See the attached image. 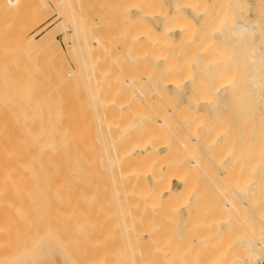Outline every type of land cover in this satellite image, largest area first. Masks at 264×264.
<instances>
[{
    "label": "bare ground",
    "instance_id": "1",
    "mask_svg": "<svg viewBox=\"0 0 264 264\" xmlns=\"http://www.w3.org/2000/svg\"><path fill=\"white\" fill-rule=\"evenodd\" d=\"M13 1L8 0L11 4L14 3ZM137 1V4L141 6L139 8L137 7L139 11H141L140 8H148V6L149 10H151L152 5L153 7L155 6V9L157 6L160 9L165 2V0ZM221 1L222 3L220 5L218 4L219 7H216L218 12L215 11L217 13L213 16L217 21L215 22L217 26L214 28L216 29L214 31L216 35H213L214 38L211 39L216 42L222 36V43L225 48V51L222 48L223 53H225L222 54L226 57L229 55L226 62L231 61L233 63L232 66L234 65L233 67L237 70L235 71L238 75L236 72L235 75L237 77L235 78L232 76V73L228 75L227 71L230 67L229 69L226 67L228 70L226 68L224 69L226 71L225 76L220 73L215 78L218 79L213 80L212 78L213 82H210L209 85L204 84L205 81L203 82L202 80L203 86L198 90L199 94L195 98L193 93L195 92L194 94H196L197 89L161 90L166 87L168 88V86L175 88V79L171 80L172 83L170 81L166 83L168 82L170 74L173 75L170 79L175 77L173 72L178 69L172 62L170 63L171 59L175 56L173 55L171 59L169 57L171 52L173 54L179 53L178 48L180 45L178 46V42L175 41L177 44L175 43L176 45L172 48L171 38L175 32L181 34L180 38L187 39L190 37H187V35L184 36L185 34L183 32L192 25V18L187 14L186 10L194 13V9H196L194 8V0H172L171 13L165 16L162 14L163 12H157L158 19L152 15L153 12H149L147 9V12H145L144 9L139 12L138 20L131 21L135 22L132 23L134 25L137 23L132 27L139 30L135 34L134 31L133 34H130L131 31H125L126 29L124 30V28L126 26L124 27V24L120 23L122 22L121 20L118 22L115 18L114 22L117 21L123 27L120 24L121 28L117 27L119 25L116 23L106 28L103 20H100L102 17L98 18L94 17V15L92 19L94 24L99 22L98 25L102 27L100 28L98 25H94L98 26L102 31L100 34L102 39H97L100 29L96 27L95 29L97 31L99 30L97 32L98 36L95 38L97 34L95 33L93 35L94 37H92V34L96 30L94 32L91 30L93 32L92 34L88 30L91 27L93 29L94 26L86 25L88 19L85 22L81 18H78V20L81 19L79 21L80 24H73L74 26H71V36L74 38L69 35L71 41L64 40L65 43H63L65 45V53L68 54L67 56L71 58L76 56L74 58H79L78 60L76 59L78 63L75 64L77 65L68 72H61L59 71L61 69H58L60 66L56 67V65H60L59 62L64 51L57 44L50 30L46 33H41L42 35L39 37L38 34L40 32L35 33L34 36H37V39L36 37L35 39L34 37L31 38V50L34 52L38 51V53L39 51L43 52L47 56H53L52 58L54 60H50L53 61L54 66L52 62L49 68L46 66L48 72L46 73L47 70L45 69L46 74L41 75V81H38L36 74L35 77L37 80L34 79L35 77H31L33 81L30 83L33 85L30 89L32 91L29 92L30 97L25 92V95L28 96L25 99V103L29 98L28 101L30 100L31 102L29 101L28 103L31 104V109L27 106L28 103H26L23 115L24 113L30 112L25 109L28 107L29 110H32V113L35 111L36 115H33L38 116L36 119L31 113H28L30 114V119L33 117V120L40 121L37 124H34L36 122L33 121L34 123L29 129H21V131L24 129L28 135L27 142L29 146L27 145L25 147L27 152H25L26 149H24V153L23 149L20 152L17 147L16 151L18 150L19 153H13L12 151V154L8 152V155H0V206H7L10 211V206L11 208L13 205L21 207V204H23L27 209L24 206L22 210L21 208L18 209L21 212L23 210L24 212L26 211L25 215L24 212L22 213L26 218L18 217L21 220L23 218L24 221L29 220L30 223H32L33 219L37 222L34 227L35 233L33 236L37 231L40 241V243L38 242L39 244H42V246H45V244L54 246L59 263L256 264L257 261L260 262L264 259V0H253L252 3L244 0V12L233 21L232 25H229L228 20L231 17H229V8H232L231 3L235 5L234 0L233 2L230 1L231 3L229 0ZM242 1L239 0L241 4ZM117 2L119 3L120 1ZM55 3L60 7L64 4V7L67 0H55ZM131 3L134 4V2ZM82 7L84 8V6H81V9H83ZM41 8L37 9L39 10ZM102 8H104V5ZM206 9L209 12L208 7ZM60 10L63 9L60 8ZM106 11L105 14H107ZM81 12L84 13L86 11L84 10L83 12L80 10V15L82 14ZM91 12L90 14H92ZM100 12L102 14V11ZM200 13H203L202 10ZM197 14H199L198 11ZM202 17L204 18V15ZM66 18L69 19V17ZM112 18L114 20V15ZM112 18H110L111 21ZM203 18L198 23L199 25H202L201 23L205 19ZM150 20L160 21L161 28L159 31H156L149 23L151 22ZM211 27L212 25H210ZM208 31L210 32V30ZM89 36L94 38L91 43H88V39L86 40V37ZM207 36L208 34L206 33L203 36L204 38L206 37V41L204 42V38H202L201 41L204 43L201 42L197 48L198 50L201 49L200 54H198L199 58L201 54L208 55L209 62L212 58V60H215V57H213L215 55L209 52L212 55L211 58L207 54V51L210 49L206 50L208 45L206 47L205 45L210 44V36L212 35ZM190 44L189 41L187 45ZM175 46H178V48ZM200 46L202 48H199ZM219 47L218 49L221 50ZM174 48L175 51L178 49L175 53ZM185 48L187 47L185 46ZM191 48L193 49L194 47ZM187 49L186 51L181 50V56L182 54L184 56L186 55L188 60V57L193 54L196 48L192 51H190V48ZM187 51L190 52L188 53ZM95 54H98V57ZM187 54H189L188 57ZM218 54L222 57L221 53ZM99 55L101 58H99ZM175 55L177 57V54ZM59 56L60 59L56 58L59 61L57 64L55 57ZM93 56L97 57V59L99 58V60L101 59V62H103V57L109 59L115 65L116 72L123 70L125 67L123 65L126 63L130 64L133 68L132 65L137 64L136 61L143 63L145 58L150 60V57L153 59L151 61L156 63L155 65H157L160 71L156 74L153 70L155 73H153L155 81L151 84V88L147 86L150 88L149 91L153 94L154 99V101L152 100V104L150 101L152 105V110L150 111H152V114H149H151L152 120H149L150 116L148 114L145 113L146 115H143L145 117V119L143 118L145 123H147V118V121L151 122L150 125L149 122L147 123V127L149 129L150 127L153 128L150 131L152 134L151 136L148 135L149 137L145 139L144 136H147L146 133L145 135L141 134L144 133L142 131L139 134L137 133L140 139L144 138V140L142 139L140 141L138 139L141 144L135 146L136 148L130 154H127L128 152H125L126 154H120L124 151L120 146L116 148L118 151L122 150V152L120 151L119 154H116L118 152L115 153L117 150L113 147L114 144H111L113 140H111L110 145H107L110 146L111 150L106 148V150L111 152H105V148L103 149L102 146L106 142L107 137L104 140L102 136L104 138V135L106 136L110 133L114 135V132H117V129L120 128L118 125L115 131L114 126L116 127L119 122L121 126L126 123V120H130V122L132 120L133 122L134 119H131L130 114L134 115L132 108L136 109L134 106L137 103H133L132 101L135 100H132V98H137V95L141 96L144 95V91L145 93L149 91H147L148 89H146L145 84H143L145 88L141 85L139 86L140 89L142 87L143 92H139L138 88L134 90L136 87L133 86L137 81L133 78L135 74L132 76V74L129 75L125 72L128 71V68L124 69L125 71L123 70L129 75L127 78L125 77L126 74L124 75V72H121L124 78H126L124 82L121 83L118 80L119 78H116L118 75H114L115 77L113 78L115 79L111 78V80L113 79L112 82L116 80V83L120 82L123 84L122 86L120 84V87L124 85L126 87L131 86L133 90H125L128 88L123 90L120 88L121 90H119L118 83L116 87L113 85L116 84L115 82L111 83V85H108L107 82V85L111 86L110 89H107L105 87L107 85L104 84L106 83L104 80L105 76H102L104 74L101 72L102 75H99L100 78L96 73L90 75V78L93 76V80L89 78L90 83L88 84L86 80L89 74L87 75V73L89 72L88 70L92 71L91 67H93V64H91V67H88L84 61H88ZM208 57L206 56L205 59ZM84 58L87 60H84ZM62 59L64 58L62 57ZM124 61L126 62L125 64H123ZM222 61L225 60L222 59ZM145 64H138L137 66L144 68ZM215 64L214 62H210L208 65L214 67L216 66ZM200 65L198 64L199 67ZM65 66L67 67V65ZM212 66L209 67L214 70ZM34 67H36V64H34ZM145 67L147 66L145 65ZM39 68L36 69L37 73H39ZM104 68L107 69L106 65ZM143 68L140 71L144 72ZM180 68L182 69V67ZM32 69L31 74H34L36 70L34 68ZM136 69L131 70L136 71ZM149 70L145 71L148 72ZM172 70L173 72L171 73L170 71ZM116 72L114 71V73ZM167 72H170V74L168 75ZM184 72L190 74L189 71ZM119 73L117 72V74ZM166 73L168 75L166 77L167 81H165L166 79H162ZM39 74L37 76L40 78ZM140 74L139 78L136 79L142 78L140 80L143 83H148V80H150L148 79V77L150 78L149 73V76L145 75V73ZM181 75H183L182 72ZM208 76H210L209 73ZM101 77L104 78H102L104 80L103 82ZM118 77L123 80V76L119 75ZM35 80L38 83L40 82V84H37ZM151 80L153 81V79ZM196 80L198 81V79ZM173 81L175 82L173 83ZM180 81L182 80L180 79ZM137 83L139 85V82ZM211 83H214V85ZM177 84H179L178 81ZM82 87L86 88L81 90ZM191 89H193L192 86ZM38 90H41V92H38ZM150 92L148 94H151ZM129 93L131 95H128ZM133 93L134 95L138 94L135 97ZM140 93L142 94L140 95ZM190 93H192L194 99L191 98L192 100L189 103L194 106V109L213 108L215 106L211 111L213 117L211 124H207L202 119L198 120L202 116H198L196 119L194 110H190L188 105H184L182 103L183 101L181 102ZM146 97L148 96L146 95ZM141 98L143 99V96ZM187 99L189 98L187 97ZM148 100L147 102H149ZM132 103L136 104L132 107ZM150 104L149 106L151 107ZM20 111L18 112L20 113ZM128 114L130 118L126 116ZM135 115L132 118H135ZM138 115L141 116L142 113ZM231 117H234V120L232 119L233 121H231ZM24 118L26 120V117ZM137 118L139 120L141 119L138 116L135 119L137 120ZM121 119H124L122 121L125 122L120 121ZM18 120H16V123H20ZM136 120L132 126L130 125L131 123L129 124L131 126L130 128L128 123H126L127 127H124L125 125L123 126V129L128 128V131L125 129L124 131L121 128L123 133L126 132L124 133V135L126 134L125 136L129 134L128 137L130 136V139L134 138L133 144L136 143L137 139L135 137H138V135L135 133L137 136H133V133L129 129L136 126L137 132V127L142 128L139 126L142 123L138 124ZM134 123H137L138 126ZM111 125H113V128L110 127ZM14 127L19 130V126L16 125ZM94 127H96L98 132V136L95 138L96 143H99L100 140L103 141L99 143L102 145L101 147L98 145V148L100 147L103 152L101 151L98 154L93 153ZM109 127L113 129L112 131L110 129V133ZM121 129L119 132L122 131ZM133 130L135 132L134 128ZM123 133H120V136L117 137H120L119 139H114L127 143L126 147L128 148L129 139H125L126 137H124L125 140L121 138ZM99 134L101 135L99 136ZM112 134L108 136H111L113 139ZM111 137L108 138L111 139ZM217 141L221 142L220 148L222 150L216 146ZM129 142L131 146V141ZM254 142H256L255 146H253ZM117 143L116 146L118 145ZM216 147L217 150L222 151L220 155H216L219 154ZM249 148L251 149L248 157L246 156V149ZM28 149L30 152H28ZM132 149L133 147L128 151L130 152ZM247 158L251 162L245 161ZM244 161L249 164L246 168L251 166L249 171L251 170L252 173L255 172L256 165L260 164L257 169L258 173H255V176L256 174L257 176H254V180L249 177L246 180L248 182L251 179L248 183L246 181L243 182V179L240 178L242 176H239L242 180L239 181L238 175L240 174L237 175V173L245 168L241 167L242 169H240ZM228 162L231 163L229 165L233 166V169L231 166V169H228L229 167L226 165L224 166ZM190 170L193 173L196 172L195 175L189 173ZM244 171L242 170L241 174H244ZM252 173L250 172L249 175ZM186 174H190L189 179L192 181L188 179ZM245 175L243 176L245 177ZM193 176L199 178L195 180ZM199 185L200 187H198ZM203 203L207 205L203 206ZM14 209L12 208V210ZM15 213L13 212V214ZM11 214L8 217L10 221L13 219L10 218ZM16 216L13 217L17 219ZM14 220L12 225H15ZM21 220L18 221L21 222ZM163 221L167 223L166 228L165 223L162 226L165 229L161 228L163 224H159V222L163 223ZM27 222L22 224H25L28 229L32 224L28 226ZM239 222H241L240 224H244L242 226H246L244 228L248 230L249 237L245 234L247 239L242 237L244 234L241 236L242 231H239L241 234L238 235L234 232L238 230V228L236 230L233 229L235 228L234 225L239 224ZM7 225H10V229L13 230L11 222L5 226L7 227ZM5 226L2 225L1 227ZM1 227L0 236H3L7 230L11 232L9 229L5 230L3 228L2 233ZM16 229H14V232ZM230 231L233 234H230ZM9 232L7 233L9 234ZM12 233L8 235L11 238ZM8 236H3V242L9 238ZM29 239L32 243H29L27 240L28 243L26 244H38L35 240ZM0 243H2V240ZM18 243L16 248L19 247V249L17 248V250L14 249L13 251H2V249L8 250L12 246L8 244L9 247H6V242L2 244L3 248H0V264H6L16 260L17 254H21V252H18L21 250V245L19 246ZM237 243H239V247H237ZM107 244L111 245L110 248ZM15 253L17 254L14 256ZM260 264H264V261Z\"/></svg>",
    "mask_w": 264,
    "mask_h": 264
},
{
    "label": "rangeland",
    "instance_id": "2",
    "mask_svg": "<svg viewBox=\"0 0 264 264\" xmlns=\"http://www.w3.org/2000/svg\"><path fill=\"white\" fill-rule=\"evenodd\" d=\"M78 1V2H77ZM113 1H114V3H113ZM117 1H120L119 3L117 2ZM137 1V0H136ZM135 0L133 1V0H67V3L65 4V8L63 7V5H62V7H60V6H58L56 3H55V0H14L12 3L13 4H11L10 2H8V0H0V155L2 154V155H8L9 153L10 154H12V151H13V153H19L18 152V150L16 151V148L18 147L19 148V150H20V152H21V150L23 149V153H24V149H26L25 147H27V145L29 146V143L27 142V133L25 132V130L24 129H29V128H31V126H32V124L34 123L33 121H35L36 123H34V124H37V122L39 121V120H36L37 119V117L38 116H35L36 114H35V111H34V113H32L31 111L32 110H29V108L31 109V104L30 103H28L29 101H28V99H27V102L26 103H28V109L27 108H25L26 110H28V111H30V112H28V113H31V115H33V114H35V115H33V117H35L36 119L35 120H33V117H32V119H30L31 117L29 116L30 114H28V113H24V115H23V112H25V110H24V107L26 106L25 104V99H26V97H28L29 96V92H31L32 90H30L31 88H32V85L33 84H31L30 82H32L33 81V79H31V77L33 78V77H35V74H36V77L38 78V81H41V75H43L44 73H45V71H46V73L48 72V69H47V67L46 66H48V68H49V66H51V62H52V64H53V66H54V63H53V61L52 60H54L52 57L53 56H51V55H48V56H50V57H48L47 55H45L43 52H40L39 51V53H38V51L36 52H34V51H32L31 50V48H30V46H31V38H33L34 37V39H35V37H36V39L40 36V35H42L43 33H46V32H48L49 30H50V33L51 34H53L54 35V38H55V40L57 41V44L60 46V48L64 51L63 53V55H62V57L64 58V59H62V57H61V59H62V61H61V59H60V56L59 57H55V59L56 58H59L60 59V62L58 61V59H56L55 61H56V63L58 64V62L60 63V65H56V67L58 66H60L58 69H61V70H59V71H70V70H72V68L74 67V66H76L77 64H75V63H78V61L76 62V59L78 60L79 58H74V57H76V56H74V57H69V56H67L68 54H66L65 53V45L63 44V43H65L64 42V40H68V41H71V37H73V36H71V34H72V28H71V26L73 27L74 25L73 24H78L79 23V21L82 19V20H92L94 17H102V19H100V20H103V23L105 24V26H106V28L107 27H110V26H113V25H115L116 23L118 24V22H120V20L122 21V22H120V23H122V24H124V30L125 31H131L130 32V34H133V31H134V34L135 33H137L139 30L138 29H136V28H132L133 26H135L134 24H132V23H135V22H131V21H135L137 18H138V15H139V12H141V11H143L144 9V11L145 12H147V10H149V6H148V8L146 7H143V8H140V10L141 11H139V7H141L139 4H137L138 3V1L136 2ZM195 2V4H194V8H196V9H194V13H192V12H188V10H186V12H187V14L192 18V20H191V22H192V25H191V27L190 28H186L185 29V31L183 32L185 35L184 36H186L187 35V37L188 36H190V37H188L187 39L186 38H180L181 37V34L180 33H177V32H175V33H173L172 34V38H171V41H172V44H173V46H172V48L174 47V45H176L177 43L176 42H178V46H179V48H178V46L176 47V48H178L179 49V53L177 52V53H175L178 49H176V51H175V48H174V53L175 54H177V57H176V55L175 54H173V52H171L170 53V57H169V59H171V57L174 55L175 57H173V59H171V61H170V63L172 62V64H174L175 66H177L178 67V69L177 70H179V71H177V70H174V72H173V70L172 71H170L171 73L173 72V74L175 75V77H173L172 79H170V77L171 76H173L172 74H170V72L168 73V75L170 74V76H169V79H168V82H166V83H169V81H170V83H172V81L171 80H173V79H175V81H173V83H174V86H175V88H173V86H172V88L170 87V86H168V88L166 89V88H164V89H161V90H183V88H184V90H196L197 89V91L198 90H200V88L203 86V82H204V84L206 83V84H208L209 85V83L210 82H213V80L216 78V77H218V75H220V73H221V75H224L225 74V68L226 67H228V69H229V67H230V69L228 70L227 68V74L228 75H231V73H232V76L235 78V77H237V75H238V73L236 72L237 70L235 69V67H233L232 66V64L233 63H231V61H227L226 62V60H227V58L229 57V55L226 57V56H224L223 54H225V53H223V51H222V48L224 49V51H225V48H224V45H223V43H222V36L220 37V39H217L216 40V42L214 41V40H212L214 37H213V35H216L215 34V32L214 31H216V29H214L217 25H216V23L215 22H217L215 19H214V14L215 13H217L218 11V4L220 5L221 3H222V1L221 0H194ZM202 1H204V2H202ZM233 2V0H229V2ZM244 1V0H243ZM242 1V4L239 2V0H234V4L235 5H233V3H231V7L232 8H229L230 9V15H229V17H230V19L228 20V23H229V25L231 24L232 25V23H233V21H235L237 18H238V16L239 15H241L242 14V12H244V10H243V3H245V1L243 2ZM248 1H250L251 3L253 2V0H248ZM76 2V3H75ZM86 2V3H85ZM89 2V3H88ZM131 2H134V4L133 3H131ZM208 2H209V4H208ZM113 3V4H112ZM115 3H117V4H115ZM121 3V4H120ZM126 3V4H125ZM56 4V5H55ZM120 4V5H119ZM70 7H69V6ZM103 5H104V8H102L103 7ZM123 5H125V6H123ZM135 5H136V7H135ZM138 5V6H137ZM171 5H173L172 4V0H165V2L163 3V8L162 7H160V9H159V6H157L156 7V9H155V6L153 7V5H152V7L150 8L151 10H149V12H153L152 13V15H154V16H156L155 18H157L158 19V13H162V14H164L165 16L166 15H168L169 13H171V11H172V6ZM195 5H197L196 7H195ZM201 5V6H200ZM40 6V7H39ZM71 6H74V7H71ZM78 6V7H77ZM81 6H84V8L83 9H81ZM89 6V7H88ZM127 6V7H126ZM167 6V7H166ZM209 6H210V8H209ZM41 7H43L44 8V10H43V8H41ZM93 7V8H92ZM120 7V8H119ZM138 7V8H137ZM208 7V9H209V12H207L208 10L206 9ZM217 7V8H216ZM234 7V8H233ZM37 8H41V9H37ZM59 8V9H58ZM60 8L61 9H63V10H60ZM76 9V10H74V9ZM78 8V9H77ZM92 8L93 9V11H92V9H91V11H90V9ZM109 8H110V10H109ZM118 8V9H117ZM125 8V9H124ZM198 8H201V9H198ZM236 8H238V9H236ZM71 9H72V11H71ZM112 9V10H111ZM147 9V10H146ZM154 9V10H153ZM159 9V10H158ZM198 9V10H197ZM41 10V11H40ZM80 10L81 11H83L84 12V10L86 11V12H84V13H82L81 15H80ZM107 12V14H105V11ZM109 10V11H108ZM125 10V11H124ZM153 10V11H152ZM156 10V11H155ZM201 10H202V12L203 13H200L201 12ZM211 10V11H210ZM65 11V12H64ZM76 11V12H75ZM100 11H102V14H101V12ZM124 11V12H123ZM161 11V12H160ZM197 11H198V13L199 14H197ZM215 11H217V12H215ZM234 11V12H233ZM44 14H43V13ZM67 12H68V14H67ZM73 12V13H72ZM75 12V13H74ZM90 12L92 13V14H90ZM158 12V13H157ZM239 12H240V14H239ZM62 13V14H61ZM79 13V14H78ZM114 13V14H113ZM205 13V14H204ZM235 13H237L236 15H237V17H236V15H235ZM38 14V15H37ZM42 14V15H41ZM64 14V15H63ZM90 16H89V15ZM100 14V15H99ZM60 15V16H59ZM75 15V16H74ZM77 15V16H76ZM79 15V16H78ZM84 15V16H83ZM86 15V16H85ZM88 15V16H87ZM95 15V16H94ZM113 15H114V20H113ZM204 15V18L206 19H204L202 16ZM62 16V17H61ZM69 17V19L68 18H66V17ZM74 18H73V17ZM94 16V17H93ZM111 16V17H110ZM122 16V17H121ZM124 16V17H123ZM210 16H212L213 17V19H212V17H211V19H210ZM76 17V18H75ZM84 17V18H83ZM92 17V18H91ZM118 17H120V18H118ZM78 18H81V19H79L78 20ZM110 18H112V21H111V19ZM115 18H116V20H118V22L116 21V22H114L115 21ZM204 19L203 20V22L201 23L202 25H199L198 23H200L201 22V19ZM207 18H208V20H207ZM235 18V19H234ZM232 19V20H231ZM73 20V21H72ZM88 20H87V22H88ZM124 20V21H123ZM138 20V19H137ZM212 20H214V21H212ZM231 20V21H230ZM72 21V22H71ZM78 21V22H77ZM83 21V22H84ZM89 21V22H90ZM151 22H149L154 28H155V30L156 31H159L160 30V28H161V24H159L160 23V21H153V20H150ZM205 21V22H204ZM211 21V22H210ZM86 22V21H85ZM86 22V25L87 24H89L90 26H94V25H98L99 24V22L97 23V24H94V22H93V20L89 23H87ZM126 22V23H125ZM207 22H210V23H207ZM96 23V22H95ZM100 23H101V21H100ZM119 23V24H120ZM131 23V24H130ZM80 24V23H79ZM118 24V25H119ZM122 24H120V25H122ZM127 24H128V27H127ZM203 24L205 25L204 27H203ZM209 26H208V25ZM60 25V26H59ZM89 25H87V26H89ZM120 25L119 26H117V27H120ZM198 25V26H197ZM210 25H212V29L210 28ZM99 27L101 26V25H98ZM98 26H94V28L92 29V27H91V29L90 30H88V31H90V33L92 34L96 29V27L98 28ZM194 26H195V28H194ZM122 27H123V25H122ZM197 27V28H196ZM207 27H208V30H210V32L207 30ZM90 28V27H89ZM100 28H102V27H100ZM100 28H98V29H100ZM121 28V27H120ZM130 30H129V29ZM42 29V31H40ZM133 29V30H132ZM134 29H136V30H134ZM190 29V30H189ZM91 30L93 31V32H91ZM103 30V29H102ZM99 31V30H98ZM97 30H96V32H94L93 34H92V37H94L93 35L95 34V33H97L98 32ZM212 31H213V33H212ZM38 32H40V34H38V37L37 36H34L35 35V33H38ZM208 34V36H210V35H212V36H210V40H211V42H210V44H206L205 45V47H206V50L207 49H210L209 51H207V54H209V52L211 53V54H213L214 53V55L215 56H213V57H215L214 59L215 60H212L213 58H212V55H210L209 54V56H211V61H209L208 62V60H209V57H208V55H205V54H201L200 55V58H199V55L198 54H200V51H201V49H199L198 50V45L202 42L201 40H202V38H204L203 36L204 35H206V33ZM42 33V34H41ZM89 33V34H90ZM102 33V31H101V29H100V31H99V36H98V33L96 34V36H95V38L97 37V39H102V36L100 35ZM202 33H204V35H202ZM90 34V35H91ZM175 34V35H174ZM191 34V35H190ZM71 37H70V36ZM202 35V36H201ZM65 36V37H64ZM87 36V35H86ZM207 36V37H208ZM218 36V35H217ZM91 36H89V37H86V40L88 41V43L90 42H92L93 40L92 39H94V38H90ZM183 37V36H182ZM74 38V37H73ZM212 38V39H211ZM174 39V40H173ZM73 40V39H72ZM183 41V43H182V41ZM194 40V41H193ZM176 41V42H175ZM185 41V42H184ZM190 41V43L192 44V46L191 47H194L193 49L190 47V45H187V43ZM193 41V42H192ZM206 41V37L204 38V42ZM180 42V43H179ZM199 42V43H198ZM204 42H202V43H204ZM176 43V44H175ZM212 43H213V45H212ZM217 43V44H216ZM219 44V45H218ZM64 45V46H63ZM202 45V44H201ZM211 45V46H210ZM182 46H183V48H182ZM185 46L187 47V48H190L191 50L190 51H192V50H194L195 48V51H193V54L192 55H190V57H188L189 56V54H187V57H188V60H187V58H186V55L184 56L183 54H182V56H184V57H182L181 56V50L183 51V50H188L187 48H185ZM217 46V47H216ZM218 46H220L219 48H221V50H219L218 49ZM202 47H203V45H202ZM201 46L199 47V48H202ZM214 49H213V48ZM185 48V49H184ZM216 48H217V50H216ZM212 49V50H211ZM189 51V52H190ZM212 51H214V52H212ZM188 52V51H187ZM186 52V53H187ZM188 52V53H189ZM198 52V53H197ZM35 53V54H34ZM185 53V52H184ZM218 53H221V55H222V57H224V58H222V57H220V54H218ZM223 53V54H222ZM47 54V53H46ZM191 54V53H190ZM96 55V54H95ZM179 55V56H178ZM203 55H205V57H203ZM97 57H98V54L96 55ZM100 56V55H99ZM194 56V57H193ZM201 56H202V58H201ZM206 56L208 57L207 59H205L206 58ZM97 57H95V56H93V57H91V59H89L88 61H84L85 62V64H86V66H92L91 64H93V67H91L92 69V71H90V70H88L89 72L87 73V75L89 74V76H88V79L86 80V82L89 84L90 83V79L91 80H93V76H91L92 78H90V75H94L95 73L96 74H98V76L99 75H102L101 73H103L104 75H102V76H105L104 78L103 77H101V80H102V82L105 80V82L106 83H104L105 85H107V82H108V85H111V83H114L116 80H114L113 82H112V80L113 79H115V78H113V77H115L116 75H121V76H123V80H121L120 79V77H118V76H116V78L118 79V80H120V82L122 83V82H124V79H126L129 75H131L132 74V76H133V78H134V80H136L137 82H139V85H137L138 83L136 82V86L134 85L133 87H136V89L134 88V90H137V88H138V90H139V92H143V89H142V87H141V89L139 88V86L141 85V86H143V88H145V87H147V86H149L150 88H151V84L152 83H154V81H155V79H154V74L156 73V74H158L160 71L158 70V68H157V65H155L156 63H154L153 61H151V60H153V59H151L150 57H149V59L150 60H148V58L146 59L145 58V60H143V63L145 64V62L147 61V63L145 64L147 67H145V65H144V68L143 67H139V66H137L138 64H143V63H141V62H139V61H136L137 62V64H134V65H132L133 66V68L131 67V65L130 64H127L125 61H124V63L123 64H125V65H123V66H125L124 67V69H127L128 68V71H125L124 69V71L125 72H127L129 75H127L123 70H119V71H117V72H120L119 74H117V72H116V70H115V65L114 64H112L111 63V61L109 60V59H107L106 57L104 58H102L103 60V62H104V64H102L103 62H101V59L99 60V58H101V56L97 59ZM49 58V59H48ZM186 58V60H184ZM191 58V59H190ZM195 58V59H194ZM224 59L225 61H222V59ZM50 59H52V60H50ZM94 59V60H93ZM137 59H139V58H137ZM180 59V60H179ZM193 59V60H192ZM198 59H199V61H198ZM203 61H205V62H207V63H205V62H203ZM50 60V61H49ZM75 60V61H74ZM84 60H87V59H85L84 58ZM93 60V61H92ZM106 60V61H105ZM140 60V59H139ZM173 60V61H172ZM190 60V61H189ZM196 60H197V62H196ZM54 61V62H55ZM90 61H92L91 63H90ZM98 61H99V63H98ZM177 61H180V62H177ZM187 62V65H186V62ZM222 61V62H221ZM139 62V63H138ZM150 64H149V63ZM183 62H185V63H183ZM195 64H194V63ZM202 64H201V63ZM216 63L215 65L216 66H212V65H208L209 63ZM73 63V64H72ZM89 63V64H88ZM108 63V64H107ZM220 63H221V65H220ZM34 64H36V67H34ZM101 66L100 68H99V66ZM103 66H102V65ZM198 64L200 65V67L198 66ZM208 66H207V65ZM65 65H67V67L65 66ZM95 65V66H94ZM106 65V68L107 69H105L104 68V66ZM127 65V66H126ZM163 65V64H162ZM181 65V66H180ZM37 66H38V68H39V73H37V70L36 69H38L37 68ZM96 66H97V69H96ZM149 66H151V68H149ZM197 66H198V69H197ZM209 66H212V68H214V70L213 69H211ZM66 68V69H64V68ZM139 67V68H138ZM180 67H182V69L180 68ZM183 67H184V70H183ZM188 69H187V68ZM32 68H34V70H36V72L34 73V74H31L32 73ZM136 69V71L134 70H131V69ZM142 68H143V70H144V72L143 71H140V70H142ZM150 69L148 72H146L148 69ZM199 68H201V69H199ZM204 70H203V69ZM207 68V69H206ZM219 68V69H218ZM46 69V70H45ZM97 70V72H95V70ZM103 69H105V70H103ZM197 69V70H196ZM209 69H211L210 71H209ZM94 70V71H93ZM108 70V71H107ZM146 70V71H145ZM155 71V73H154V71ZM182 70V71H181ZM206 70V71H205ZM224 70V71H223ZM236 70V71H235ZM114 71L116 72V73H114ZM124 73H123V72ZM153 71V72H152ZM184 71H189V73L190 74H188V73H186V72H184ZM205 71V72H204ZM207 71H209V72H207ZM224 73H223V72ZM87 72V71H86ZM93 74H92V73ZM101 72V73H100ZM105 72V73H104ZM121 72L125 75L126 74V78H124V75L123 74H121ZM136 72V73H135ZM179 72V73H178ZM181 72H182V74L183 75H181ZM235 72H236V74L237 75H235ZM45 73V74H46ZM91 73V74H90ZM144 74L145 73V75H147V76H149L150 75V78L148 77V79H153V81L151 82L150 80H148V83H143L141 80H142V78H140V79H136V78H139V74ZM147 73V74H146ZM148 73H149V75H148ZM154 73V74H153ZM167 73L165 74V75H167ZM208 73L210 74V76H208ZM40 75V78H39V76H37V75ZM44 74V75H45ZM140 74V75H141ZM187 74V75H186ZM197 74H198V76H197ZM204 75V76H201L200 77V75ZM34 75V76H33ZM115 75V76H114ZM138 75V77H136ZM164 75V74H163ZM163 76L162 77V79H166V77H168V75L167 76ZM176 75H177V78H176ZM96 77H97V75H95ZM143 76V75H142ZM141 76V77H142ZM146 76V77H147ZM178 76H182V77H178ZM186 76V77H185ZM188 76V77H187ZM205 76H206V79H205ZM225 76V75H224ZM34 78V79H36L37 80V78ZM95 77V78H96ZM165 77V78H164ZM191 77V78H190ZM198 77V78H197ZM209 77V78H208ZM90 78V79H89ZM99 78H100V76H99ZM104 80H103V79ZM111 78H113L112 80H111ZM183 78V79H182ZM190 79V82H189V79ZM204 78V79H203ZM212 78H213V80H212ZM31 79V81H29ZM178 79V80H177ZM180 79L182 80V81H180ZM196 79H198V81L196 80ZM218 79V78H217ZM217 79H215V80H217ZM36 80H35V82H36ZM88 80H89V82H88ZM110 80H111V82H110ZM140 80V81H139ZM191 80H192V82H191ZM203 80V82H201ZM212 80V81H211ZM165 81H167V79L165 80ZM177 81H178V83L179 84H177ZM180 81V82H179ZM207 81V82H206ZM118 83L119 85H117V83L116 84H113V85H115V87H116V85L117 86H119L118 87V89L119 90H123V89H125V88H128V89H125V90H129V89H131V90H133V87H129V86H123V87H120V84L121 83ZM141 82V83H140ZM188 82V83H187ZM195 82V84H193ZM217 82V81H216ZM216 82H215V84H216ZM37 84H40V82L38 83V82H36ZM182 83V84H181ZM28 84V85H27ZM31 84V85H30ZM86 84V83H85ZM88 84H86V85H88ZM143 84H145L146 86L144 87V85ZM177 84V85H176ZM184 84H185V86H184ZM195 85V86H193V85ZM212 84V83H211ZM210 84V85H211ZM104 85V86H105ZM105 86L107 89H110L111 88V86ZM123 84H121V86H122ZM189 85V86H188ZM212 85H214V83L212 84ZM27 86H28V90H27ZM31 86V87H30ZM39 86V85H38ZM184 86V87H183ZM191 86H192V88L193 89H191ZM86 87H88V86H86ZM86 87H82L81 88V90H83V88H86ZM190 87V88H189ZM194 87H195V89H194ZM121 88V89H120ZM150 88H146V89H148L147 91H149V89ZM180 88V89H179ZM38 89H40V88H38ZM30 90V91H29ZM196 91V94H194L193 92V96H194V98L199 94V91L197 92ZM28 93V96L27 95H25L26 93ZM35 93H38V92H41V90H38V92L37 91H34ZM138 92V93H139ZM150 92V91H149ZM149 92H147V93H145V91H144V95H141L142 93H140V95L141 96H143V99L141 98V96H139V95H137L136 93V95H137V98H138V101H137V98H132V100H135V101H132L133 103L134 102H136L135 104H133L132 103V107H133V105H135L134 107H136V109H133L132 108V110H133V113H134V115L136 114V112H138L136 115H135V118L138 116L139 118H141L140 120L137 118V120L135 119V118H132V116L134 117V115L133 114H130V116H131V119H134V121L136 120L137 121V123L138 124H140V123H142V125L140 124L139 126H141L142 128H140V127H137V132H136V126L135 127H132L131 129L133 130V128L135 129V132H134V130L132 131L131 129H129L130 130V132H132L133 133V136H137L139 133H141V131L142 132H144V133H141V134H144L145 135V133H146V135L147 136H144V135H141V136H144L145 137V139H146V137H149V136H151V134H152V132H150L151 131V129L153 130V128H151L150 127V129L147 127V123L149 122V125H150V121L152 120V118H151V114H152V111H150V110H152V100L154 101V99H153V94L151 93V94H148ZM33 93V92H32ZM192 93H190L187 97L189 98V99H187V97L184 99V100H181V102L184 104V105H188V107H189V109L191 110V109H193L194 110V112L196 113L195 114V118L197 117L198 118V116H202V117H200V118H198V120H200V119H202V121H204V122H206L207 124H211L212 122H213V117H212V115H211V111L215 108V106L213 107V108H211V107H209V108H205V109H203V108H196V109H194V106L191 104V103H189L192 99L191 98H193L192 97ZM128 95H131L130 93L128 94ZM133 95H134V93H133ZM132 95V96H133ZM136 95H134L135 97H136ZM146 95L148 96V97H146ZM131 96V97H132ZM139 96V97H138ZM30 97V96H29ZM146 98H148V99H146ZM193 98V99H194ZM131 99V98H130ZM142 99V100H141ZM144 99H146L145 101H144ZM147 100L149 101V102H147ZM150 101H151V104H150ZM31 102V101H30ZM139 103H141V104H139ZM143 104H145L146 106L148 105V107H149V109L147 110V108L148 107H146L145 105H143ZM149 104L151 105V107L149 106ZM142 106H143V108H142ZM19 107H20V109H19ZM138 107V108H137ZM145 107V108H144ZM210 109V110H209ZM21 110V111H20ZM147 110V111H146ZM18 111H20V113L18 112ZM136 111V112H135ZM17 112V113H16ZM142 113V115L140 116V115H138V114H141ZM144 113V114H143ZM148 114L150 117H149V120L150 121H147L148 120V118H147V120H146V122L147 123H145V121L143 120V118L145 119V117H143V115H146V114ZM149 113H151V114H149ZM198 113V114H197ZM21 114V115H20ZM19 115V116H18ZM147 115V116H148ZM211 115V116H210ZM127 117L129 116V114L128 115H126ZM130 116H129V118H130ZM146 116V117H147ZM16 117H17V119H16ZM24 117H26V120H25V118ZM27 117H28V119H27ZM20 118V119H19ZM128 118V119H129ZM196 118V119H197ZM19 119V120H18ZM124 119L126 120V118L124 117ZM124 119H121L120 121H122V120H124ZM231 119V121H233L234 120V117H231L230 118ZM233 119V120H232ZM16 120H18V122L20 121V123H16ZM28 123H27V122ZM133 121V122H134ZM40 122V121H39ZM122 122H125V121H122ZM121 122V123H122ZM133 122H132V120H131V122H130V120H126V123H128V126H129V124L132 126L133 125ZM117 123V122H116ZM126 123H124L122 126L120 125V122L116 125V127L114 126V128H115V131H116V128H118V125H119V127L120 128H118L117 130V132H114V135L112 134V133H110L113 129V125H111L110 127H112V128H110L109 127V133L110 134H108V135H113V139H112V137L111 136H108V135H104V138H103V136H102V139H106V137H107V139H106V142L108 143H106L105 141V143H106V146L107 145H110V143H111V140H113L112 142L113 143H111L112 145H113V147L114 148H116V147H122V150H124L123 152H122V150H120L122 153H120V151H118L117 150V148L115 149V150H117V151H115V153L116 152H118V153H116V154H123V153H127V154H130V153H132L133 151H134V149L136 148L135 146H137V145H140L141 144V142L140 141H142V139L144 140V138H142V139H140V136L138 135V137H135L137 140H136V143H134L133 144V140H134V138L133 139H130L131 137L129 136L128 137V135L127 136H125L124 135V133H126V132H124L123 133V130L125 129L126 131H128L127 129L128 128H124L123 129V126L124 127H127V124ZM135 124V125H137L138 126V124ZM19 126V130H18V128H16V127H14V126ZM19 124V125H18ZM23 125V126H22ZM131 126H129V128L131 127ZM145 126H146V129H145ZM21 127V128H20ZM22 128H24L22 131H21V129ZM123 130H122V129ZM139 128V129H138ZM110 129H111V131H110ZM122 130V131H120L119 132V130ZM141 129V130H140ZM145 129V130H144ZM124 130V131H125ZM147 130V132H145ZM17 131V132H16ZM140 131V132H139ZM94 133H95V135H94V133H93V153L94 154H98L99 152L101 153V151L103 152V150H101V144H99L100 142H103L102 140H100V142L98 143H96V140H95V138H97V136H98V132H97V130H96V127H94V131H93ZM116 133V134H115ZM120 133H123L122 135H121V138H123L124 139V137H126L125 139H129V141H131V146H130V142L128 141V140H126V141H128V148L126 147L127 146V143H125V142H122V140H115L114 138H116V139H119V138H117L118 136H120ZM128 133V132H127ZM132 133H131V136H132ZM137 135H136V134ZM119 134V135H118ZM135 134V135H134ZM101 134H99V136H100ZM149 135V136H148ZM115 136V137H114ZM132 136V137H133ZM108 137H111V139L110 138H108ZM124 139V140H125ZM138 139H140V141L138 140ZM254 139V138H253ZM115 140V141H114ZM110 141V142H109ZM254 141H256L255 139H254ZM117 142H120V143H117ZM138 142H140V143H138ZM105 143H103L104 145L103 146H105ZM116 143L118 144L117 146H116ZM217 144H216V146L218 147V148H220L221 146V142H219V141H217L216 142ZM255 143L256 142H254V145L253 146H255ZM16 146H15V145ZM136 144V145H135ZM98 145L100 146L99 148H98ZM125 145V146H124ZM133 145V146H132ZM219 145V146H218ZM12 146H13V148H12ZM96 146V147H95ZM102 146V148L105 150V152H107L108 150H111V148H110V146H105V147H103ZM124 147H126V148H124ZM133 147V149L129 152L128 150H130L131 148ZM217 147H216V150H217ZM106 148H109L108 150H106ZM124 148V149H123ZM120 149V148H119ZM128 149V150H127ZM221 149V148H220ZM250 149L251 148H249V149H246V156H248L249 157V155H250ZM222 150V149H221ZM217 151H219V154H216V155H220V153H222V151H220V150H217ZM216 151V152H217ZM7 152V153H6ZM9 152V153H8ZM25 152H27V149H26V151ZM28 152H30V150L28 149ZM109 153L111 152V151H108ZM107 152V153H108ZM125 153V154H126ZM249 153V154H248ZM21 154V153H20ZM245 161H247V162H251L250 160L248 161V158H247V160H245ZM244 161V163H242V166H240V169H242L241 167H245V168H243L242 170H245L247 173H248V176H247V173L244 171V174H241V172H242V170H241V172H239V173H237V175L238 174H240V175H238V178H239V176H242V177H240L241 179H243V182L244 181H246L249 177H251V179L252 180H254V176H255V173H258L257 172V169H258V165H260V164H257L256 165V169H255V172L254 173H252V171L250 170L249 171V169L251 168V166L249 167V168H246V167H248L249 166V164H247V162H245ZM246 163V164H245ZM229 164H231L230 162H228V163H225L224 164V166L226 165V166H228L229 168L228 169H231V167H232V169H233V166H231V165H229ZM233 165V164H232ZM231 166V167H230ZM260 170V169H259ZM258 170V171H259ZM189 172V171H188ZM252 173L251 175H249V173ZM187 173V172H186ZM189 173H192V175L194 174L195 175V173L196 172H192L191 170H190V172ZM246 174V175H245ZM187 175V174H186ZM189 175L190 174H188L187 176H188V179H189ZM243 175H245V177L243 176ZM197 176H199V175H197ZM196 176V178H195V176H193L194 178H195V180L197 179V178H199V177H197ZM256 176H257V174H256ZM255 176V177H256ZM192 178V177H191ZM193 178V179H194ZM239 178V181H242L241 179ZM246 178V179H245ZM245 179V180H244ZM251 179H249L248 180V182H250V180ZM189 180H191V179H189ZM192 181V180H191ZM194 181V180H193ZM247 182V181H246ZM247 182V183H248ZM198 187H200V185L198 186ZM202 188H204V186H202ZM207 199V198H206ZM206 202H207V200H205ZM202 202V201H201ZM208 203V202H207ZM22 206L21 207H19V206H12V208H15L14 210H12V208H11V206H10V211H12V212H10L9 211V208L7 207V206H0V227L2 226V225H6L7 223L9 224V222H11V225H12V223H13V220H14V223H15V225L13 226L12 225V229L13 230H11L10 228V225L8 226L7 225V227H9V228H7L6 226V228L5 227H1V232L3 233V228L5 229V230H7V229H9L11 232H9L8 230H7V232H9V234L7 233V232H5L4 234H3V236L5 237L6 235L8 236V235H10V233H12V232H14V229H16L20 224V226H19V228H21L20 230H19V228L18 229H16L15 230V232L14 233H12L11 235H12V238H11V236H8L9 238L8 239H6L4 242H3V239H4V237L2 236V238H0L1 240H2V243H0V248L2 247V244L4 243L5 244V242H6V247H9L8 246V244L9 245H12V246H10V248H8V250L6 249V250H3L2 249V251H13L14 249L15 250H17V248L19 249V247H17L16 248V246H17V243H18V245L20 246L21 245V247H20V251H18V252H21V254H17V253H15L14 254V256L17 254V256H16V260H13V261H11V262H8V263H6V264H61V263H59V258H58V256H57V253H56V249L54 248V246L52 247L50 244H45V246H42V244H39L40 243V241H39V237H38V235H37V231H36V234L33 236V234L35 233V229H34V227H35V225L37 224V222L33 219V221H32V223H30L29 222V220H27V221H24V219L23 218H26V217H24V215H25V212H24V210H23V212H24V215H22V213L23 212H21V211H19V209L21 208V210L25 207L23 204H21ZM203 206H206L205 205V203H203L202 204ZM24 206V207H23ZM16 207H17V209H16ZM23 207V208H22ZM19 208V209H18ZM25 209H27L26 207H25ZM18 210V211H17ZM13 212L15 213V212H17V213H15V214H13ZM19 212V213H18ZM10 213H12L11 214V216H10V218H13L11 221L9 220V215H10ZM19 214V215H18ZM28 214H30V213H28ZM17 215V216H16ZM26 215H27V213H26ZM31 215H33V214H31ZM13 216H16L17 217V219L15 218V217H13ZM21 218V217H23L22 218V220L19 218V217ZM30 216V215H29ZM33 217V216H32ZM251 217H253V216H251ZM31 218V217H30ZM27 219H28V215H27ZM247 219V218H246ZM18 220H21V222L20 221H18ZM26 220V219H25ZM28 223V226L29 225H31L30 227H28V229L26 228V225L24 224H22V223ZM34 223V224H33ZM166 224V226H165V228L167 227V223L166 222H164L163 221V223H160L159 222V224H163V225H161V228L162 229H165L164 227H162V226H164L165 224ZM241 222H239V224L237 225H234V227L235 228H233V229H237L238 228V230L237 231H234V230H231V231H234L237 235L238 234H241V236L242 237H245V239H247V237H249V234H248V230L247 229H245L244 227H246V226H242V225H244V224H240ZM19 224V225H18ZM181 225V224H180ZM240 225V226H239ZM31 227H33V228H31ZM25 228V229H24ZM31 228V229H30ZM36 228H37V226H36ZM242 228H244L243 230H241ZM34 229V230H33ZM240 229V230H239ZM19 230V231H18ZM30 230H32V231H30ZM16 231H17V237H16ZM165 231V230H164ZM230 231V234H233L232 232ZM241 233H240V232ZM246 231V232H245ZM235 233H234V235H235ZM19 234H20V236H19ZM245 234H246V236H245ZM28 235H32V236H28ZM37 235V236H36ZM0 236V237H1ZM18 236H19V239H18ZM25 236H27L26 238H25ZM29 238H31V239H33V240H35L38 244H31V245H29V244H26V243H32V241L30 242V239ZM18 239V241H16ZM244 239V238H243ZM1 240H0V242H1ZM11 240V241H10ZM27 240H28V242H27ZM8 241V242H7ZM12 242V243H11ZM24 244H26V245H24ZM238 244V246L237 247H239V243H237ZM50 245V246H49ZM109 245V246H108ZM32 246V247H31ZM38 246V247H37ZM107 246L110 248V244H107ZM106 246V247H107ZM5 247V248H6ZM36 247V248H35ZM106 247H104V248H106ZM3 248V247H2ZM108 248V249H109ZM33 250H35V251H33ZM33 252V253H32ZM101 255V254H100ZM102 256V255H101ZM18 257V258H17ZM112 258H113V256H111ZM260 261V260H259ZM262 261H264V259H262ZM262 261H260V262H256V264H260V263H262Z\"/></svg>",
    "mask_w": 264,
    "mask_h": 264
}]
</instances>
